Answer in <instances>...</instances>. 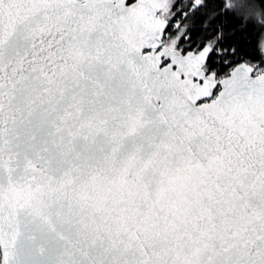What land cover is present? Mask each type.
<instances>
[{"label": "snow or ice", "instance_id": "snow-or-ice-1", "mask_svg": "<svg viewBox=\"0 0 264 264\" xmlns=\"http://www.w3.org/2000/svg\"><path fill=\"white\" fill-rule=\"evenodd\" d=\"M0 264H264V0H0Z\"/></svg>", "mask_w": 264, "mask_h": 264}]
</instances>
